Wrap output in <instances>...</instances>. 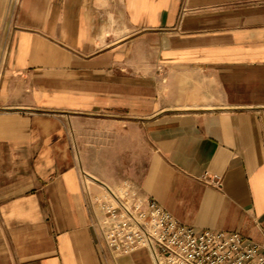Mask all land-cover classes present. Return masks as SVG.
<instances>
[{
    "label": "crops",
    "instance_id": "1",
    "mask_svg": "<svg viewBox=\"0 0 264 264\" xmlns=\"http://www.w3.org/2000/svg\"><path fill=\"white\" fill-rule=\"evenodd\" d=\"M86 115L146 140L121 182L264 240V0H0V264H154L96 239Z\"/></svg>",
    "mask_w": 264,
    "mask_h": 264
},
{
    "label": "built area",
    "instance_id": "2",
    "mask_svg": "<svg viewBox=\"0 0 264 264\" xmlns=\"http://www.w3.org/2000/svg\"><path fill=\"white\" fill-rule=\"evenodd\" d=\"M203 178L220 186L218 174L204 173ZM87 195L96 239L116 253L146 248L154 264H264V240L181 223L129 181L117 187L101 183L98 190L87 188Z\"/></svg>",
    "mask_w": 264,
    "mask_h": 264
},
{
    "label": "rangeland",
    "instance_id": "3",
    "mask_svg": "<svg viewBox=\"0 0 264 264\" xmlns=\"http://www.w3.org/2000/svg\"><path fill=\"white\" fill-rule=\"evenodd\" d=\"M74 125L81 132L76 134L77 140L73 134V139L87 184L96 186L102 182L117 187L121 180L131 179L141 172L147 161L148 147L140 133L123 134L122 128L120 132L107 133L104 120L89 115L71 124L72 131Z\"/></svg>",
    "mask_w": 264,
    "mask_h": 264
}]
</instances>
